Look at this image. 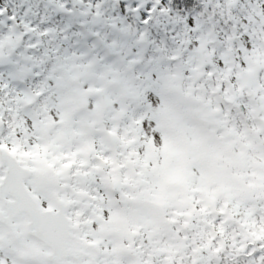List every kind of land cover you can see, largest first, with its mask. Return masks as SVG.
Segmentation results:
<instances>
[{"label":"snow or ice","instance_id":"6c2138e0","mask_svg":"<svg viewBox=\"0 0 264 264\" xmlns=\"http://www.w3.org/2000/svg\"><path fill=\"white\" fill-rule=\"evenodd\" d=\"M0 264H264V0H0Z\"/></svg>","mask_w":264,"mask_h":264}]
</instances>
